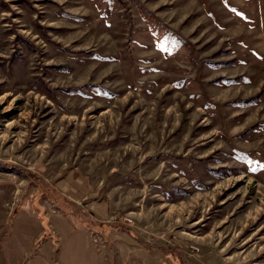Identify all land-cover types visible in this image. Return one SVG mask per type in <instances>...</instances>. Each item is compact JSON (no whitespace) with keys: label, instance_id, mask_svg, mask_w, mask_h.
Segmentation results:
<instances>
[{"label":"rangeland","instance_id":"374dc122","mask_svg":"<svg viewBox=\"0 0 264 264\" xmlns=\"http://www.w3.org/2000/svg\"><path fill=\"white\" fill-rule=\"evenodd\" d=\"M264 264V0H0V264Z\"/></svg>","mask_w":264,"mask_h":264},{"label":"crops","instance_id":"0c3cea01","mask_svg":"<svg viewBox=\"0 0 264 264\" xmlns=\"http://www.w3.org/2000/svg\"><path fill=\"white\" fill-rule=\"evenodd\" d=\"M169 254L165 253L164 255L161 256H156L157 259H160V264H172V260H170L171 258H167V257H170Z\"/></svg>","mask_w":264,"mask_h":264}]
</instances>
